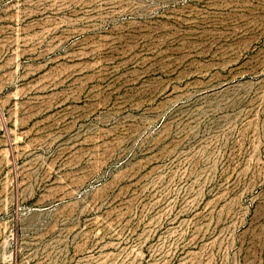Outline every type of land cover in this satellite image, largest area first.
Wrapping results in <instances>:
<instances>
[{"label":"rangeland","instance_id":"obj_1","mask_svg":"<svg viewBox=\"0 0 264 264\" xmlns=\"http://www.w3.org/2000/svg\"><path fill=\"white\" fill-rule=\"evenodd\" d=\"M0 264H264V0H0Z\"/></svg>","mask_w":264,"mask_h":264}]
</instances>
